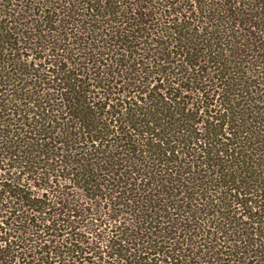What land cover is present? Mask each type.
Listing matches in <instances>:
<instances>
[{"label": "trees", "instance_id": "16d2710c", "mask_svg": "<svg viewBox=\"0 0 264 264\" xmlns=\"http://www.w3.org/2000/svg\"><path fill=\"white\" fill-rule=\"evenodd\" d=\"M0 264H264V0H0Z\"/></svg>", "mask_w": 264, "mask_h": 264}]
</instances>
